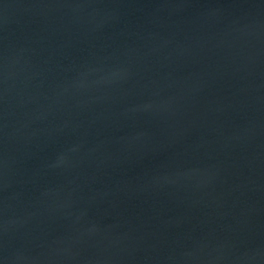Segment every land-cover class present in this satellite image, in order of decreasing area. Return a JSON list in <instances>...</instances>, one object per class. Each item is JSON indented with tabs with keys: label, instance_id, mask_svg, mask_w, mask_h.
Masks as SVG:
<instances>
[{
	"label": "water",
	"instance_id": "1",
	"mask_svg": "<svg viewBox=\"0 0 264 264\" xmlns=\"http://www.w3.org/2000/svg\"><path fill=\"white\" fill-rule=\"evenodd\" d=\"M0 264H264V0H0Z\"/></svg>",
	"mask_w": 264,
	"mask_h": 264
}]
</instances>
